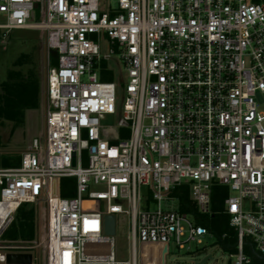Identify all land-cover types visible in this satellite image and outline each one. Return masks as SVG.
Here are the masks:
<instances>
[{
	"label": "built area",
	"instance_id": "built-area-1",
	"mask_svg": "<svg viewBox=\"0 0 264 264\" xmlns=\"http://www.w3.org/2000/svg\"><path fill=\"white\" fill-rule=\"evenodd\" d=\"M1 16L0 43L44 29L58 61L43 138L18 167L0 168V264L11 253L35 264L36 241L4 239L25 203L46 206V264H139L138 244L142 264L162 263L170 243L185 250L209 234L172 196L184 186L202 215L214 186L234 193L228 264H252L248 243L264 256V0H0ZM110 63L122 103L117 83L102 80ZM115 116L117 126L103 124ZM63 178L76 181L73 197L61 196ZM117 214L130 219V261L105 233Z\"/></svg>",
	"mask_w": 264,
	"mask_h": 264
},
{
	"label": "rangeland",
	"instance_id": "rangeland-1",
	"mask_svg": "<svg viewBox=\"0 0 264 264\" xmlns=\"http://www.w3.org/2000/svg\"><path fill=\"white\" fill-rule=\"evenodd\" d=\"M41 21L40 9L35 10L34 19L31 23ZM2 21V16L0 17ZM47 31L44 29H22L12 31L9 38L0 43V82L4 81L12 63L21 53L33 52L36 60L39 62L42 76V105L37 111L27 113L26 123L23 128L12 131V126L6 125L1 128V136L3 146L0 148V159L3 155H13L15 157L22 156L34 140H41L45 131V101H46V78L48 67V49L46 45ZM103 48V45H102ZM113 71L112 81L118 85V98L122 103L125 97V84L119 81V69L113 63H110ZM106 126H117V117H107L103 120ZM3 168V167H0ZM230 194H234L230 191ZM36 211V242L32 245L36 246L34 256L38 258L40 264L47 263L48 245L42 242L47 233L48 213L44 204H31ZM164 209H177L176 202H164ZM127 209V208H125ZM116 234L114 236V251L117 259L121 261L131 260V227L130 219L126 214L116 215ZM201 243L192 242L185 250H179L174 243H170L168 254L164 258V264H197L204 259V255L198 256V253L207 250V255L212 256L207 264H228L230 261L229 253L221 249L217 245V238L214 235L208 234L203 236ZM189 249V251H187ZM150 253L154 252L149 248ZM146 252V247L138 244V263L142 264V253ZM145 255V253L143 254ZM148 255V254H147ZM146 255V256H147ZM148 257V256H147ZM154 261L161 263L159 257L154 256ZM155 263V264H156ZM162 264V263H161Z\"/></svg>",
	"mask_w": 264,
	"mask_h": 264
},
{
	"label": "trees",
	"instance_id": "trees-1",
	"mask_svg": "<svg viewBox=\"0 0 264 264\" xmlns=\"http://www.w3.org/2000/svg\"><path fill=\"white\" fill-rule=\"evenodd\" d=\"M48 67L57 65L58 57L54 51H48ZM112 74L103 77L104 81H112ZM42 105V76L38 60L33 52L21 53L8 69L6 78L0 82V148L3 146L1 128L12 126V131L23 128L28 112L37 111ZM20 156L3 155L0 167L15 168L20 165ZM76 181L70 178L60 180V191L63 198L75 195ZM230 190L224 186H214L212 190L211 213H198L197 205L190 199L188 187H180L172 192V196L179 199V209L194 217L197 225L205 228L209 234L217 238V245L227 253L234 254L237 233L230 226L231 216L225 212L224 201ZM10 242H33L36 234V211L30 203L22 204L17 210L14 220L4 235ZM34 252V251H33ZM35 257V264H40ZM252 264H264L255 257Z\"/></svg>",
	"mask_w": 264,
	"mask_h": 264
},
{
	"label": "water",
	"instance_id": "water-1",
	"mask_svg": "<svg viewBox=\"0 0 264 264\" xmlns=\"http://www.w3.org/2000/svg\"><path fill=\"white\" fill-rule=\"evenodd\" d=\"M109 236H114L116 234V219L115 216H108L106 218V232ZM249 250L251 254L258 260L264 261V256H260L256 253L251 243H248ZM168 247L166 246L163 250V260L162 264H164V256L167 253ZM207 250L198 253V256L206 255ZM212 256L207 255L204 259L197 264H207L209 260H212ZM33 263V255L31 253L28 254H15L11 253L7 255V264H32Z\"/></svg>",
	"mask_w": 264,
	"mask_h": 264
}]
</instances>
